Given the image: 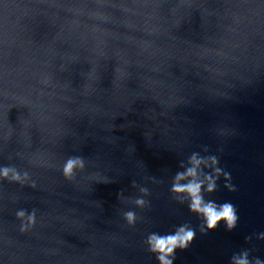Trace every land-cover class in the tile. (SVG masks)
Instances as JSON below:
<instances>
[{
	"label": "water",
	"instance_id": "95a60500",
	"mask_svg": "<svg viewBox=\"0 0 264 264\" xmlns=\"http://www.w3.org/2000/svg\"><path fill=\"white\" fill-rule=\"evenodd\" d=\"M0 169V264H264V0H0Z\"/></svg>",
	"mask_w": 264,
	"mask_h": 264
},
{
	"label": "clouds",
	"instance_id": "9594fccd",
	"mask_svg": "<svg viewBox=\"0 0 264 264\" xmlns=\"http://www.w3.org/2000/svg\"><path fill=\"white\" fill-rule=\"evenodd\" d=\"M200 161L197 160L195 157L193 158V164L199 165ZM215 163V161H213ZM80 165L82 166V162L77 161H70L65 166V175L69 178L72 175V171L74 166ZM9 174V169H0V176L7 177ZM187 176L194 177L196 175L195 168L190 169L187 174ZM13 179L19 180L20 177L18 175H13ZM184 179V176H178L177 180ZM214 187V184L211 180H209L208 190L211 191ZM200 183H189L187 186H179L177 185L174 188V191L177 193L180 192H187L191 198H192V204L191 208L194 211H197L199 213H202L207 222V226L209 228H214L218 221L221 219L225 220L227 222V226L229 229L234 227L236 222V216L234 214V209L230 205H224L220 209H217L216 206L212 203L204 204L202 201V198L200 196ZM138 203H142V201H138ZM19 216L23 217L24 213H18ZM132 214H128L129 221L132 220ZM29 220L31 222H34V216L29 217ZM193 237V232L190 230H185L184 228H181L179 232L174 236H169L166 238H161L157 236H152L149 240V243L151 245V249L154 252H158L159 256L158 259L161 261V264H172V261L168 259V257L173 253L174 249L176 247L184 248L187 244V242L191 241ZM236 264H249L247 260V254H244L242 258L236 261ZM259 264V261L257 262Z\"/></svg>",
	"mask_w": 264,
	"mask_h": 264
}]
</instances>
